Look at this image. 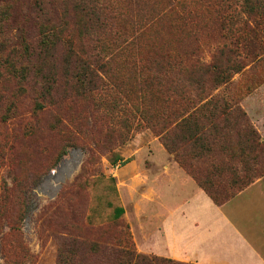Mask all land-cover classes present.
Returning a JSON list of instances; mask_svg holds the SVG:
<instances>
[{
  "label": "rangeland",
  "instance_id": "1",
  "mask_svg": "<svg viewBox=\"0 0 264 264\" xmlns=\"http://www.w3.org/2000/svg\"><path fill=\"white\" fill-rule=\"evenodd\" d=\"M60 1L0 0V264H112L127 235L138 254L172 260L138 247L157 240L155 211L199 188L176 155L217 196L235 192L231 182L264 179V58L241 54L242 70L230 67L218 85L184 73L192 62L231 66V23L246 20L239 0H90L100 20L81 37L69 6L65 35L73 29L96 82L77 80L61 47L38 58L43 10L57 23ZM211 98L225 110L211 121L212 108L202 112L205 149L169 130L168 152L161 124Z\"/></svg>",
  "mask_w": 264,
  "mask_h": 264
},
{
  "label": "trees",
  "instance_id": "2",
  "mask_svg": "<svg viewBox=\"0 0 264 264\" xmlns=\"http://www.w3.org/2000/svg\"><path fill=\"white\" fill-rule=\"evenodd\" d=\"M241 13L245 16L246 20L237 24L231 23V36L234 39L233 43H231V66L224 67L222 65L207 67L201 66L199 63L192 62L189 64V69L184 70L187 78L189 80L193 79V81L201 82V78L210 76L212 78L214 85H218V83H222L227 79L228 71L231 67V75L237 74L242 70L241 62L238 61V58L241 57V54H245V59L251 60V63L259 62L262 58H264V0H239ZM93 1L90 0H63L60 1L61 10H63V16L61 19L57 21V23L53 22V18L51 14L47 10H43L42 14V23L39 26V39H38V58H41L43 61H47L48 59H54V54L58 48L63 49V64H73L74 68H76L79 72L76 75L77 80L80 78H84L90 80L91 82L99 81L97 77L93 74V72L89 69V60L85 56L84 48L80 45L76 48L74 45L73 39L71 35L73 34V29L69 32L70 37L66 34V31L70 29L67 27L66 18L69 12V6L72 8V12L77 13L79 17H81V21L79 19V24L74 25V30L76 33H79L81 37L83 35V31L87 33V29L95 24H99V11L98 14L94 10V7L91 5ZM94 20V21H93ZM58 24V25H57ZM241 24V25H239ZM221 56V52L219 54ZM173 61V60H172ZM168 65H171L170 58L168 57L166 60ZM169 68V66L167 67ZM165 71V70H164ZM199 76L198 78H196ZM80 77V78H79ZM96 79V80H94ZM162 93L157 91L155 94L154 100L157 104V110L164 107L165 99L161 98ZM203 100H200V103ZM209 107L212 108L210 110L209 119L210 121L214 119L216 112L220 109L218 104L213 101L211 98L209 101L204 103L203 105H199L195 111L190 112L186 110L184 114H181L175 121L170 124L172 128L166 127L165 123L161 128V134L163 145L168 152L175 153L176 150L172 148V142H168V133L172 131L173 135H175V140L177 143L184 144L190 143L192 145H197V149L203 151L205 149V138L200 135L201 131L204 129L202 120H203V111H209ZM222 112L225 109H220ZM215 129V128H214ZM178 134V135H176ZM254 139L257 140V136L254 135ZM253 149H259L262 147L260 143L254 141ZM263 148V147H262ZM209 151V150H207ZM175 159L178 164L184 168V170L191 175L196 184L201 188L207 197L212 201V203L216 206H223L231 199H233L237 194L243 191L245 188L250 186L253 182L251 181H234L232 183V187H237L235 192L228 195H214L211 193L210 189L214 187L212 181H210L209 177L199 178L196 176L194 171L190 168V166H186L183 158L176 155ZM123 214V210L121 208L114 210V218L118 219ZM85 243V242H84ZM82 244V246L84 245ZM89 248L91 251H100L96 242H89ZM121 245V244H120ZM71 247L70 249L74 248ZM69 262V263H68ZM68 262H65L62 258L58 260V264H72V259ZM71 262V263H70ZM112 264H189V263H180L174 262L172 260L167 259H159L156 257H146L141 254H138L132 242L130 241L128 235L127 239L124 242L123 246L118 249V251H114L113 253V263Z\"/></svg>",
  "mask_w": 264,
  "mask_h": 264
},
{
  "label": "crops",
  "instance_id": "3",
  "mask_svg": "<svg viewBox=\"0 0 264 264\" xmlns=\"http://www.w3.org/2000/svg\"><path fill=\"white\" fill-rule=\"evenodd\" d=\"M153 218L161 222L160 233L139 252L191 264H264V179L220 207L193 183L184 199Z\"/></svg>",
  "mask_w": 264,
  "mask_h": 264
}]
</instances>
